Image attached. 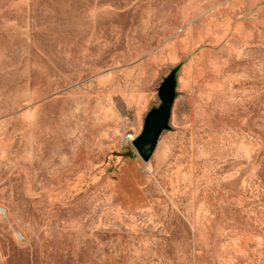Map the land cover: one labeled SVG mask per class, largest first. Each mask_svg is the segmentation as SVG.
<instances>
[{"label": "rangeland", "instance_id": "rangeland-1", "mask_svg": "<svg viewBox=\"0 0 264 264\" xmlns=\"http://www.w3.org/2000/svg\"><path fill=\"white\" fill-rule=\"evenodd\" d=\"M0 264H264V0H0Z\"/></svg>", "mask_w": 264, "mask_h": 264}, {"label": "water", "instance_id": "water-1", "mask_svg": "<svg viewBox=\"0 0 264 264\" xmlns=\"http://www.w3.org/2000/svg\"><path fill=\"white\" fill-rule=\"evenodd\" d=\"M160 106L145 118L141 134L132 142L134 149L143 161L152 156L159 136L168 128L174 98L173 73L164 79L157 90Z\"/></svg>", "mask_w": 264, "mask_h": 264}]
</instances>
